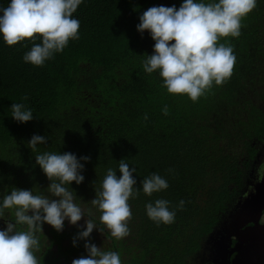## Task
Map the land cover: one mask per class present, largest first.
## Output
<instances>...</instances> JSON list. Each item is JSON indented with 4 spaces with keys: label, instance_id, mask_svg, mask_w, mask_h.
<instances>
[{
    "label": "trees",
    "instance_id": "16d2710c",
    "mask_svg": "<svg viewBox=\"0 0 264 264\" xmlns=\"http://www.w3.org/2000/svg\"><path fill=\"white\" fill-rule=\"evenodd\" d=\"M9 3L0 0V7ZM182 3L83 0L73 14L80 21L79 40L70 41L41 67L23 60L31 44L8 46L0 35V202L13 187L47 194L51 181L36 164V154L89 156L90 161L81 160L84 181L68 187L75 202L91 208L90 218L104 228L90 201L107 169L120 176L119 160L125 159L130 168H137L133 176L141 189L138 198L129 201L130 235L116 240L104 228V233L94 229L88 239L93 242L95 235L104 234L101 248L117 251L122 264L192 263L205 239L234 211L257 154L256 142L264 138V0L243 20L240 37L227 38L237 57L232 77L195 103L187 95L169 94L158 72H144L142 61L153 53L155 41L147 30H137L148 8L178 9ZM13 103H23L34 118L17 122L11 116ZM165 105L168 115L162 111ZM34 134L47 137L37 153L27 145ZM152 172L169 187L149 197L141 181ZM161 198L170 201V207L181 199L185 205L177 210L174 223L157 226L145 206ZM6 226L0 218V230ZM46 230L51 234L48 243L47 233H38L37 255L45 249L41 264H69L87 256L85 240L63 244L81 228Z\"/></svg>",
    "mask_w": 264,
    "mask_h": 264
},
{
    "label": "clouds",
    "instance_id": "9594fccd",
    "mask_svg": "<svg viewBox=\"0 0 264 264\" xmlns=\"http://www.w3.org/2000/svg\"><path fill=\"white\" fill-rule=\"evenodd\" d=\"M83 0H10L6 7H0V35L8 46L31 44L23 55L25 63L41 67L47 60L61 53L72 40L80 38V21L73 17ZM258 6V0H183L177 9L153 6L140 15L137 30H147L155 41L154 51L142 61L144 72H158L162 87L171 95H187L194 103L206 96L214 86H223L232 77L237 62L234 45L227 39L239 38L243 20ZM223 40V42H221ZM39 41V42H38ZM27 100V96L24 97ZM164 115L169 114L165 105ZM11 116L21 123L31 121L33 111L23 103H13ZM147 120V114L144 115ZM47 144V137L34 134L27 145L34 153L37 146ZM89 156L71 152H44L36 154L38 164L51 181L47 194L34 193L13 187L5 192L0 202V218L6 221V228L0 230V264H41L38 233L43 224L51 225L58 232L63 231L65 220L77 225L83 218L86 227L73 238L85 240L87 256L73 259L72 264H122L117 251H105L88 238L94 229L104 233L106 228L111 237L121 240L130 235L129 223L133 213L129 201L138 198L141 189L136 187L133 176L137 172L125 159L119 160V172L108 168L95 198L90 201L100 212L97 226L91 208L85 210L75 202L69 185L80 184L85 177L83 161ZM258 176H264V163L258 169ZM142 191L151 197L169 187L168 181L158 172H152L141 181ZM166 199H156L146 204L147 216L159 226L175 222L177 210H183L181 199L176 207H170ZM11 215L12 219L6 218Z\"/></svg>",
    "mask_w": 264,
    "mask_h": 264
},
{
    "label": "flooded vegetation",
    "instance_id": "af4514ba",
    "mask_svg": "<svg viewBox=\"0 0 264 264\" xmlns=\"http://www.w3.org/2000/svg\"><path fill=\"white\" fill-rule=\"evenodd\" d=\"M255 148L257 149V154L247 169V176L244 182L246 185L242 190V195L239 197L240 199L235 209L240 208L241 202L248 196H251L252 193H257L258 189L264 190V176H258V169L260 165L264 163V138L256 142ZM263 216L264 210L256 222L257 225L264 224V219H262ZM240 219L241 216L238 210L234 216H229L221 230L211 233L214 234L213 240H216L214 243L207 244L206 248L208 252L206 253L204 264H216L215 261L220 264H264V254H261L258 249H254L256 247H250V249L243 248L245 243L241 242L242 237L240 233L237 232ZM253 224V221H249L243 229H248L249 226L247 227V225L252 226ZM97 230H99V228H97ZM63 232H65V230L60 231V233ZM44 251L45 249H43V252ZM43 252L38 254L40 258Z\"/></svg>",
    "mask_w": 264,
    "mask_h": 264
},
{
    "label": "water",
    "instance_id": "95a60500",
    "mask_svg": "<svg viewBox=\"0 0 264 264\" xmlns=\"http://www.w3.org/2000/svg\"><path fill=\"white\" fill-rule=\"evenodd\" d=\"M263 210L264 190L258 189L257 193H252L251 196H248L241 202L239 208L241 219L237 226L239 230H237V232L240 233L242 237L241 242L245 243L243 248L250 249V247H256L254 249H258L261 254H264V224L257 225L256 222L260 218ZM249 221H253L254 224L252 226L247 225V227L249 226L248 229H243ZM215 263L220 264L217 261H215Z\"/></svg>",
    "mask_w": 264,
    "mask_h": 264
},
{
    "label": "rangeland",
    "instance_id": "374dc122",
    "mask_svg": "<svg viewBox=\"0 0 264 264\" xmlns=\"http://www.w3.org/2000/svg\"><path fill=\"white\" fill-rule=\"evenodd\" d=\"M240 199V198H239ZM244 199V197H243ZM239 210V208H236L234 211L232 212H229L227 213L221 220L219 226L214 230V232L218 231V230H221L222 227L224 226L226 220L232 216H234L236 214V212ZM87 219V217H83L77 225H72L69 223L68 220H65V223H64V229L63 230H68L70 227L74 230L76 227L78 229H80L81 225H83L84 227H86V224H85V220ZM262 219H264V216L262 217ZM47 228H52L51 225L47 224V223H44V228H43V231H45L47 233V238L48 236L50 237L51 234H49V232L46 230ZM213 232V233H214ZM213 236L214 234H210L204 241L203 245H202V248L201 250L198 252L197 254V257H195V259L192 261L191 264H204L205 260H206V253L208 252V249L206 248L207 244L209 243H214L215 240H213ZM46 238V242L48 243V239ZM105 235L104 234H101L99 237H97L95 235V238H94V241L92 243L96 244L98 247H101V242L102 241H105ZM73 242V236H71L70 238L66 239L65 242H64V245H68L70 243ZM52 249L54 250V253H57L58 252V247H57V244H54V246H52ZM69 264H72V263H69Z\"/></svg>",
    "mask_w": 264,
    "mask_h": 264
}]
</instances>
